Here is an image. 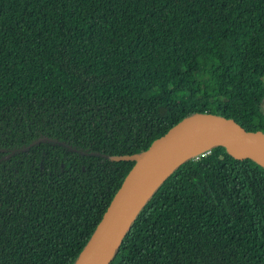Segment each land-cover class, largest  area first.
I'll list each match as a JSON object with an SVG mask.
<instances>
[{
    "label": "trees",
    "instance_id": "1",
    "mask_svg": "<svg viewBox=\"0 0 264 264\" xmlns=\"http://www.w3.org/2000/svg\"><path fill=\"white\" fill-rule=\"evenodd\" d=\"M264 0H0V264H75L135 165L195 116L264 134ZM108 264H264V168L213 146Z\"/></svg>",
    "mask_w": 264,
    "mask_h": 264
},
{
    "label": "water",
    "instance_id": "2",
    "mask_svg": "<svg viewBox=\"0 0 264 264\" xmlns=\"http://www.w3.org/2000/svg\"><path fill=\"white\" fill-rule=\"evenodd\" d=\"M199 145L204 146L193 151ZM213 146H223L235 158H250L264 168V134L205 116L183 121L147 151L127 158L134 159L135 165L75 264H108L119 241L161 181L181 162Z\"/></svg>",
    "mask_w": 264,
    "mask_h": 264
},
{
    "label": "built area",
    "instance_id": "3",
    "mask_svg": "<svg viewBox=\"0 0 264 264\" xmlns=\"http://www.w3.org/2000/svg\"><path fill=\"white\" fill-rule=\"evenodd\" d=\"M209 151H206V152H204V153H201L200 155H198V156H196L195 158H193V159H198V158H200V157H203L205 154H207Z\"/></svg>",
    "mask_w": 264,
    "mask_h": 264
},
{
    "label": "bare ground",
    "instance_id": "4",
    "mask_svg": "<svg viewBox=\"0 0 264 264\" xmlns=\"http://www.w3.org/2000/svg\"><path fill=\"white\" fill-rule=\"evenodd\" d=\"M203 146H204V145H199V146L195 147L193 151L198 150V149H200V148L203 147Z\"/></svg>",
    "mask_w": 264,
    "mask_h": 264
},
{
    "label": "rangeland",
    "instance_id": "5",
    "mask_svg": "<svg viewBox=\"0 0 264 264\" xmlns=\"http://www.w3.org/2000/svg\"><path fill=\"white\" fill-rule=\"evenodd\" d=\"M262 110H263V112H264V101H263V103H262Z\"/></svg>",
    "mask_w": 264,
    "mask_h": 264
}]
</instances>
